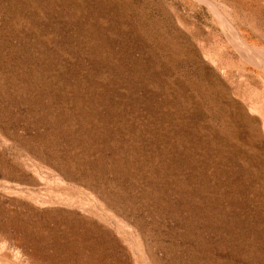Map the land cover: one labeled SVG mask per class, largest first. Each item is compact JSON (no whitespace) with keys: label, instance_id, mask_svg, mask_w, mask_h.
I'll list each match as a JSON object with an SVG mask.
<instances>
[{"label":"rangeland","instance_id":"obj_1","mask_svg":"<svg viewBox=\"0 0 264 264\" xmlns=\"http://www.w3.org/2000/svg\"><path fill=\"white\" fill-rule=\"evenodd\" d=\"M0 264H264V0H0Z\"/></svg>","mask_w":264,"mask_h":264},{"label":"bare ground","instance_id":"obj_2","mask_svg":"<svg viewBox=\"0 0 264 264\" xmlns=\"http://www.w3.org/2000/svg\"><path fill=\"white\" fill-rule=\"evenodd\" d=\"M210 5L213 6V9L214 10H216L217 12H219V10H218L219 8L217 9L216 6L213 3H210ZM219 14H220L221 20L223 22V25H226L227 27L231 26V28H232V31H233L234 35H233V38L231 40L233 41V43L237 47H239L240 50L242 52H244V54L249 55V53H250V46L248 45V43L246 42V40H244L243 38H241L239 36L238 32L236 31V28L232 24H229V26H228V23L225 22L226 20H224V18H223L224 15L222 13L219 12Z\"/></svg>","mask_w":264,"mask_h":264}]
</instances>
